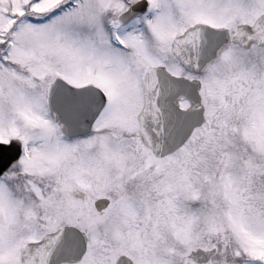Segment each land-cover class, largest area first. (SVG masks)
I'll return each instance as SVG.
<instances>
[{
  "label": "snow or ice",
  "instance_id": "6c2138e0",
  "mask_svg": "<svg viewBox=\"0 0 264 264\" xmlns=\"http://www.w3.org/2000/svg\"><path fill=\"white\" fill-rule=\"evenodd\" d=\"M0 264H264V0H0Z\"/></svg>",
  "mask_w": 264,
  "mask_h": 264
}]
</instances>
